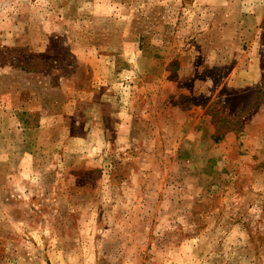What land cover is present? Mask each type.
<instances>
[{
  "label": "rangeland",
  "instance_id": "rangeland-1",
  "mask_svg": "<svg viewBox=\"0 0 264 264\" xmlns=\"http://www.w3.org/2000/svg\"><path fill=\"white\" fill-rule=\"evenodd\" d=\"M0 264H264V0H0Z\"/></svg>",
  "mask_w": 264,
  "mask_h": 264
}]
</instances>
